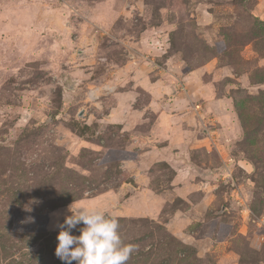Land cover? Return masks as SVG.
I'll return each instance as SVG.
<instances>
[{
  "label": "rangeland",
  "instance_id": "rangeland-1",
  "mask_svg": "<svg viewBox=\"0 0 264 264\" xmlns=\"http://www.w3.org/2000/svg\"><path fill=\"white\" fill-rule=\"evenodd\" d=\"M73 203L128 264H264V0H0V264H65Z\"/></svg>",
  "mask_w": 264,
  "mask_h": 264
},
{
  "label": "clouds",
  "instance_id": "clouds-1",
  "mask_svg": "<svg viewBox=\"0 0 264 264\" xmlns=\"http://www.w3.org/2000/svg\"><path fill=\"white\" fill-rule=\"evenodd\" d=\"M69 206L71 215L58 224L55 255L65 264H128L137 246L124 243L119 219L97 206ZM83 224L80 235L72 229Z\"/></svg>",
  "mask_w": 264,
  "mask_h": 264
}]
</instances>
